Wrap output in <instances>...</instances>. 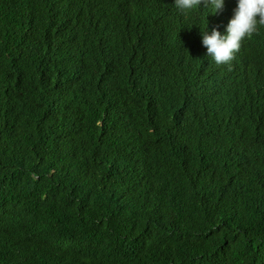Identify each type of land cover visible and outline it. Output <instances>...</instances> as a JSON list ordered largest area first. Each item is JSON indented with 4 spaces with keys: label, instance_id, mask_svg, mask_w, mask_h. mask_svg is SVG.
I'll return each instance as SVG.
<instances>
[{
    "label": "trees",
    "instance_id": "1",
    "mask_svg": "<svg viewBox=\"0 0 264 264\" xmlns=\"http://www.w3.org/2000/svg\"><path fill=\"white\" fill-rule=\"evenodd\" d=\"M237 4L0 0V264H264V26L202 45Z\"/></svg>",
    "mask_w": 264,
    "mask_h": 264
},
{
    "label": "clouds",
    "instance_id": "2",
    "mask_svg": "<svg viewBox=\"0 0 264 264\" xmlns=\"http://www.w3.org/2000/svg\"><path fill=\"white\" fill-rule=\"evenodd\" d=\"M225 0H175V7L187 18L188 14L201 8H210L216 14L225 9ZM264 26V0H238L234 16L229 21L226 34L214 28L209 34L207 28H201L202 45L207 49L206 55L215 62L217 67L231 66L241 43L251 38ZM191 27V26H190Z\"/></svg>",
    "mask_w": 264,
    "mask_h": 264
}]
</instances>
